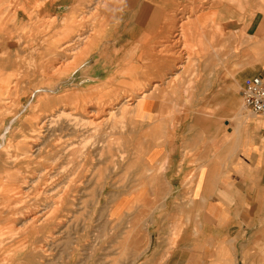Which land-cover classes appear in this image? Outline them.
<instances>
[{
    "label": "rangeland",
    "instance_id": "374dc122",
    "mask_svg": "<svg viewBox=\"0 0 264 264\" xmlns=\"http://www.w3.org/2000/svg\"><path fill=\"white\" fill-rule=\"evenodd\" d=\"M23 1L26 0H3V7L12 16L18 14L23 24L11 33L7 49L3 44L0 47V244L4 247L0 246V260L4 257L0 264H165L171 254L182 261L179 264H185V260L203 255L204 248L197 245H207L209 238L223 240V231L196 230L188 237L194 246L186 248V232L148 230L153 211L147 212L145 219L138 210L121 214V195L127 191L129 178L137 176L140 163L135 157L136 149L144 137L137 119L144 102L138 105L137 101L144 92L162 87H155L154 82L146 86L144 82L143 76L152 72L141 68L154 56L144 55L146 47L139 44L144 34L139 16L123 11L121 0L109 4L110 0H66L62 7L55 6L60 16L49 10L44 13L37 0L25 13ZM206 1L211 9L217 0ZM212 11L215 9L211 10L209 22L215 19ZM181 21L170 38L156 43L146 39V44L151 50L161 47L163 52L184 48L186 54L163 58L172 57L179 64L193 63L197 57L192 54L193 48L206 45L207 40L184 38L185 18ZM189 27L190 32L199 30V36H203L197 23ZM231 41L227 39V45ZM41 86L47 90L34 94ZM39 99L42 106L30 109L28 102ZM54 109L62 110L60 124L38 128L36 121ZM26 148L30 152L26 153ZM49 155L51 158H47ZM161 217L162 222L177 220L176 216ZM194 221L201 222V216ZM144 222L146 230L139 229ZM248 240L249 232L243 231L242 241ZM242 251L243 258H249L248 247L243 246ZM152 255L161 261L155 263Z\"/></svg>",
    "mask_w": 264,
    "mask_h": 264
},
{
    "label": "crops",
    "instance_id": "0c3cea01",
    "mask_svg": "<svg viewBox=\"0 0 264 264\" xmlns=\"http://www.w3.org/2000/svg\"><path fill=\"white\" fill-rule=\"evenodd\" d=\"M195 1L121 0L123 11L139 16L141 41L170 38L183 18L188 28L197 23L204 32L199 36V30H191L185 37L207 40L193 48V63L163 58L186 54L184 48L144 49V55L154 56L141 68L152 72L143 76L145 85L162 87L147 92L137 114L144 130L135 155L140 165L121 195V214L138 210L145 219L153 211L148 230L186 232L187 242L196 230L225 232L221 241L209 238L207 245H197L204 248L203 255L185 264H261L264 116L246 107L243 91L248 79L264 78V0H217L211 9L208 1ZM213 8L215 19L209 22ZM212 24L220 29L216 45L209 41L214 38ZM227 39L232 40L228 45ZM165 215L176 216V222H162ZM199 215L201 222L196 223ZM139 229L146 230V223ZM243 231L249 232L248 242L242 241ZM243 246L249 258H243ZM150 258L161 261L156 255ZM180 262L174 254L164 260Z\"/></svg>",
    "mask_w": 264,
    "mask_h": 264
},
{
    "label": "bare ground",
    "instance_id": "6f19581e",
    "mask_svg": "<svg viewBox=\"0 0 264 264\" xmlns=\"http://www.w3.org/2000/svg\"><path fill=\"white\" fill-rule=\"evenodd\" d=\"M10 1V0H9ZM37 1H39V5L42 7V10L44 11V13H45V11H53V13H57V15L56 16H60L59 15V12L57 11L56 12V8H55V6H61L62 7V4H65L66 3V0H37ZM77 1V0H76ZM76 1H75V3H76ZM80 2H81V0H79ZM78 1V2H79ZM96 1V0H95ZM94 1V2H95ZM98 1V0H97ZM193 1V0H192ZM197 1V0H196ZM195 1V2H196ZM8 2V1H7ZM31 2L33 3V0H26V1H23V7H21L22 9H23V11L26 13V11L28 12L30 9L29 8H33L32 6H31ZM99 2V1H98ZM113 2V0L111 1L110 0V2H108V4L109 3H112ZM202 2V1H201ZM201 2H199V3H201ZM213 2V1H212ZM231 2V1H230ZM72 3V2H71ZM92 3V2H91ZM198 3V4H199ZM77 4V3H76ZM80 4V3H79ZM97 4V3H96ZM124 4V3H123ZM204 4V3H203ZM207 4V3H206ZM223 4V3H222ZM243 4V3H242ZM115 5V4H114ZM5 6V5H4ZM11 6V5H10ZM31 6V7H30ZM70 6V5H69ZM209 6V5H208ZM207 5H206V7H208ZM244 6V5H243ZM74 7H76V6H73V9H75ZM90 7H91V5H90ZM240 7V6H239ZM39 8V7H38ZM193 8V7H192ZM47 9V10H46ZM90 9V8H89ZM88 9V10H89ZM242 9V8H241ZM19 10V9H18ZM84 10V9H83ZM85 11V10H84ZM18 12V11H17ZM73 12V11H72ZM75 12V11H74ZM81 12V11H80ZM201 12V11H200ZM71 13V12H70ZM68 14V13H67ZM18 15V14H17ZM17 15H14V16H12L11 14H10V11H9V9H7L6 8V6H5V8L3 7V0H0V47H2V44L4 45V47L3 48H5V49H7V45H8V39L9 38H11V33H13V31L14 30H16L17 31V29H18V26H19V24H23V21H22V23H20L21 21H19L18 20V17H16ZM25 15V14H24ZM74 15V14H73ZM81 15V14H80ZM85 15H86V13H85ZM88 15V14H87ZM194 15V14H193ZM188 16V15H187ZM80 17V16H79ZM57 18V17H56ZM65 18H67V17H65ZM72 18V17H71ZM70 18V19H71ZM167 18V17H166ZM78 19V18H77ZM80 19V18H79ZM182 19V18H181ZM20 20H23V19H20ZM56 20V19H55ZM74 20V19H73ZM83 20H84V18H83ZM172 20V19H171ZM232 20V19H231ZM28 21V20H27ZM53 21V20H52ZM78 21H81V20H78ZM174 21V20H173ZM235 21V20H234ZM233 21V22H234ZM57 22V21H56ZM62 22V21H61ZM182 22V21H181ZM25 23H26V21H25ZM50 24H51V22H50ZM171 24V23H170ZM233 24V23H232ZM26 24H24V26H25ZM70 25V24H69ZM172 25V24H171ZM219 25V24H218ZM225 25V24H224ZM227 25V24H226ZM225 25V26H226ZM65 26V25H64ZM64 26H63V28H64ZM26 27H28V26H26ZM62 27V26H61ZM73 27V26H72ZM60 28V27H59ZM66 28V27H65ZM74 28H76V27H74ZM227 28V27H226ZM71 29V28H70ZM59 30H61V29H59ZM68 30V29H67ZM53 31H55V29L53 30ZM58 31V30H57ZM187 31H189V28H188V26H187V24H185V26H184V30L182 31V33H184V34H186V32ZM61 32V31H60ZM68 32V31H67ZM71 32V31H70ZM69 32V33H70ZM219 32H220V29L219 28H217V26L215 25V24H212L211 25V33H213L212 34V36L214 37V38H216V36H217V34H219ZM58 34H59V32H57ZM204 33V32H203ZM56 34V33H55ZM60 35H63V34H60ZM183 35V34H182ZM66 36V35H65ZM82 36V35H81ZM62 37V36H61ZM64 38V37H63ZM181 38V37H180ZM184 38H185V35H184ZM19 39V38H18ZM83 39V38H82ZM81 39V40H82ZM101 40H102V38H100ZM217 39V38H216ZM231 39V38H230ZM14 40H16V39H14ZM77 40V39H76ZM218 40V39H217ZM217 40H215V41H212V42H210L212 45H216V43L218 42ZM43 41H45V40H43ZM42 41V42H43ZM103 41V40H102ZM176 41V40H175ZM67 42V41H66ZM76 42V41H75ZM78 42H80L79 40L77 41V43ZM91 42V41H90ZM148 41L147 40H142V42L141 43H139V44H141L142 45V47H146V49L147 48H151L150 47V44H146ZM81 43H82V41H81ZM102 43V42H101ZM105 43V42H104ZM103 43V44H104ZM175 43V42H174ZM64 44V43H63ZM66 44V43H65ZM102 44V45H103ZM182 44H184V43H182ZM59 45V44H58ZM62 45V44H61ZM73 45V44H72ZM81 45V44H80ZM84 45V44H83ZM18 46V45H17ZM60 46V45H59ZM64 46V45H63ZM75 46V45H74ZM79 46V45H78ZM95 46V45H94ZM98 46V45H97ZM9 47V46H8ZM61 47V46H60ZM71 47V46H70ZM80 47V46H79ZM141 47V48H142ZM68 48V47H67ZM99 48V47H98ZM63 49V48H62ZM65 49V48H64ZM30 51V50H29ZM28 51V52H29ZM60 51V50H59ZM67 52H68V50H67ZM66 52V53H67ZM72 52V51H71ZM151 53H153L152 51H150ZM159 52V51H158ZM62 53V52H61ZM59 54V53H58ZM196 54V53H195ZM49 55V54H48ZM55 55H57V54H55ZM59 55H61V56H59ZM58 56L59 57H63L62 56V54H59ZM67 55V54H66ZM69 55H70V53H69ZM65 56V55H64ZM72 56V55H71ZM87 56V55H86ZM85 56V57H86ZM38 57V56H37ZM48 57V56H47ZM51 57V56H50ZM54 57H56V56H54ZM68 58V57H67ZM194 58H197V57H194ZM210 58V57H209ZM121 59V58H120ZM139 59V58H138ZM216 59V58H215ZM132 60V59H131ZM152 62H153V60L152 59H150ZM12 61V60H11ZM67 61V60H66ZM151 61H150V63H151ZM17 62V61H16ZM47 62V61H46ZM188 62V61H187ZM221 62V61H220ZM3 63H4V61H3ZM147 63H149V61L147 62ZM116 64H117V62H116ZM59 65V64H58ZM90 65V64H89ZM119 65V64H118ZM128 65V64H127ZM126 65V66H127ZM135 65V64H134ZM6 66V65H5ZM91 66V65H90ZM129 66V65H128ZM136 66V65H135ZM37 67V66H36ZM58 67V66H57ZM117 67V66H116ZM137 67V66H136ZM135 67V70L137 69ZM7 68V67H6ZM53 68V67H52ZM82 68V67H81ZM122 68V67H121ZM80 69V68H79ZM111 70V69H110ZM113 70V69H112ZM118 70V69H117ZM116 70V71H117ZM126 70V69H125ZM50 71H52V69L50 70ZM15 72V71H14ZM20 72V71H19ZM59 72V70H56V71H54V73L55 74H57ZM68 72V71H67ZM70 72V71H69ZM73 72V71H72ZM77 72V71H76ZM115 72V71H114ZM129 72V71H128ZM136 72V71H135ZM47 73V72H46ZM133 73V72H132ZM75 74V73H74ZM111 74V73H110ZM126 74V73H125ZM138 74V73H137ZM19 75H20V73H19ZM67 75V74H66ZM65 75V76H66ZM70 76V75H69ZM123 76V75H122ZM129 76H130V74H129ZM141 76V75H140ZM50 77H52V75L50 76ZM87 77V76H86ZM69 78H72V77H69ZM11 79V78H10ZM30 79H32V78H30ZM48 79H49V76H48ZM67 79V78H66ZM31 81V80H30ZM40 81V80H39ZM59 81H60V79H59ZM64 82L66 81V80H63ZM89 81V80H88ZM58 83V81L56 82V84ZM61 83V82H60ZM59 83V84H60ZM104 83H106V82H104ZM55 84V83H54ZM103 84V83H102ZM134 85V84H133ZM155 85V84H154ZM159 85V84H158ZM47 86H49V85H47ZM105 86V85H104ZM108 86H109V84H108ZM160 86V85H159ZM32 87V86H31ZM34 87V86H33ZM32 87V88H33ZM42 87V86H41ZM51 87V86H50ZM60 87V86H59ZM128 87V86H127ZM102 88V87H101ZM7 89V88H6ZM118 89H120V88H118ZM45 90H47V88H45V87H42V88H38V89H36L35 90V92H34V94L36 93V92H41V94H42V91H45ZM52 91H54V89H51ZM100 90H102V89H99V91ZM113 90V89H112ZM123 90V89H122ZM94 91V90H93ZM5 92H6V90H5ZM28 92V91H27ZM102 92V91H101ZM148 92V91H147ZM131 93H133V92H131ZM34 94H32V95H34ZM102 95V94H101ZM113 95V94H112ZM134 95V94H133ZM23 96V95H22ZM35 96V95H34ZM64 96H65V94H64ZM66 96H67V94H66ZM116 96V95H115ZM114 96V97H115ZM121 96V95H120ZM146 96H147V93L146 92H144L142 95H140L139 96V98H138V101H137V104L138 103H140L142 100H144V98H146ZM70 97V96H69ZM118 97V96H117ZM6 98V97H5ZM71 98V97H70ZM70 98H68V101L70 100ZM38 99V98H37ZM129 99V98H128ZM33 100V99H32ZM35 100V99H34ZM116 101V100H115ZM125 101V100H124ZM10 102V101H9ZM34 102H36V101H34ZM117 102V101H116ZM130 102V101H129ZM29 103V106H30V109H32V110H34V109H36V108H38V107H41L42 106V101L39 99L36 103H32V101H30V102H28ZM119 103H121V102H119ZM136 104V106H138ZM141 104H143V102L141 103ZM135 106V107H136ZM22 107V106H21ZM135 107H134V109H135ZM116 108V107H115ZM138 108V107H137ZM4 109V108H3ZM2 109V110H3ZM122 109V108H121ZM133 109V110H134ZM26 110H28V109H26ZM25 110V111H26ZM99 110V109H98ZM118 110V109H117ZM1 111V110H0ZM13 111V110H12ZM21 111V110H20ZM62 110H58V109H54L53 110V112L51 113V114H49L46 118H41V120L40 121H36V123H37V126H39L38 128H44V127H46L47 125V127H49V129H50V127L51 126H53V125H59L60 124V121H61V119L63 118L62 117V112H61ZM64 112V111H63ZM8 113V112H7ZM14 113V112H13ZM46 113V112H45ZM49 113V112H48ZM91 113V112H90ZM89 113V114H90ZM108 113H109V111H108ZM136 113H137V111H136ZM12 115V114H11ZM66 115H67V112H66ZM91 115V114H90ZM68 116H69V113H68ZM72 116V115H71ZM95 116V115H94ZM17 117V116H16ZM67 117V116H66ZM14 118V117H13ZM68 118V117H67ZM7 120H9V119H7ZM12 120V119H11ZM63 120V119H62ZM68 120V119H67ZM73 120V119H72ZM9 122V121H8ZM67 123H68V121H66ZM5 123V125H6V122H4ZM11 123V122H10ZM48 123V124H47ZM63 123H65V122H63ZM70 123V122H69ZM104 123V122H103ZM70 125V124H69ZM72 125V124H71ZM8 126V125H7ZM11 126V125H10ZM9 127V126H8ZM61 127V126H60ZM63 128H64V126H62ZM12 128V127H11ZM58 128V127H57ZM4 129V128H3ZM61 130H63L62 128H60ZM7 130H8V128H7ZM7 130L5 131V132H7ZM10 130V129H9ZM43 130V129H42ZM54 131L55 130H57V129H53ZM59 130V129H58ZM57 130V131H58ZM14 131V130H13ZM45 131V130H44ZM48 131V130H47ZM53 132V131H52ZM10 133V132H9ZM11 133H12V131H11ZM35 134H36V132H34ZM41 133V132H40ZM42 133H44V132H42ZM42 133H41V135H42ZM47 133V132H46ZM2 134V133H1ZM1 134H0V136H1ZM6 134V133H5ZM12 135V134H11ZM40 135V134H39ZM50 135V134H49ZM48 135V136H49ZM39 139V138H38ZM35 140H37V139H35ZM38 141V140H37ZM39 142H41V141H39ZM49 142V141H48ZM38 144V143H37ZM42 145H43V143H42ZM47 145H48V143H47ZM50 145V144H49ZM48 145V146H49ZM53 145V144H52ZM48 146H46V148L48 147ZM3 147V146H2ZM1 147V145H0V149L2 148ZM22 147V146H21ZM45 146H43V148H44ZM52 147V146H51ZM23 148V147H22ZM42 148V149H43ZM53 148V147H52ZM27 149V148H26ZM28 150V149H27ZM27 150H25L26 151V153H28V152H30L29 150L27 151ZM22 152L24 151V150H21ZM35 151V150H34ZM51 151V150H50ZM6 152V151H5ZM47 152V151H46ZM45 152V153H46ZM55 152H57V151H55ZM10 153V152H9ZM35 153H36V151H35ZM42 153V152H41ZM40 153V154H41ZM45 153H43V154H45ZM53 153H54V151H53ZM60 153V152H59ZM22 154V153H21ZM30 154V153H29ZM9 155V154H8ZM24 155V154H23ZM51 155V154H50ZM50 155L47 157V158H51L50 157ZM55 155V154H54ZM54 155H51V156H54ZM57 155V154H56ZM22 156V155H21ZM74 156V155H73ZM60 157V156H59ZM55 158V157H54ZM12 160V159H11ZM33 160V159H32ZM31 160V161H32ZM55 160V159H54ZM17 161H19V160H17ZM16 161V162H17ZM20 161H22V160H20ZM30 161V160H29ZM1 162H3V161H1ZM13 163V162H12ZM12 163H10V164H12ZM37 164V163H36ZM9 165V164H8ZM10 166V165H9ZM42 166V165H41ZM116 166V165H115ZM17 167V166H16ZM37 169V168H36ZM44 170V169H43ZM40 171H42V170H40ZM59 171V170H58ZM48 173V172H47ZM59 173V172H58ZM16 175V174H15ZM44 175V174H43ZM40 177V176H39ZM68 179V178H67ZM70 179V178H69ZM17 180V179H16ZM19 180V179H18ZM51 180V179H50ZM48 182V181H47ZM65 182H66V180H65ZM16 183V182H15ZM63 183H64V181H63ZM88 184V183H87ZM60 185V184H59ZM57 187V186H56ZM64 187V186H63ZM24 190V189H23ZM44 190V189H43ZM42 191V190H41ZM39 193H40V191H39ZM62 193H63V191H62ZM20 195H22V194H20ZM68 198V197H67ZM70 199V198H69ZM24 203V202H23ZM17 204V203H16ZM72 205V204H71ZM21 206V205H20ZM74 206V205H73ZM18 207H19V205H18ZM22 207V206H21ZM20 208V207H19ZM46 208V207H45ZM14 209V208H13ZM21 209V208H20ZM12 211V210H11ZM15 211V210H14ZM13 212V211H12ZM11 212V213H12ZM9 213V212H8ZM10 214V213H9ZM8 215V214H7ZM10 215H12V214H10ZM10 218H11V216H9ZM12 217H14L13 215H12ZM1 218V217H0ZM34 218V217H33ZM7 220H9V218L7 219ZM1 221V220H0ZM14 222V221H13ZM107 222V221H106ZM10 223V222H9ZM8 224V223H7ZM13 225V224H12ZM38 225V224H37ZM107 225V224H106ZM26 226V225H25ZM24 228V227H23ZM13 230V229H12ZM11 230V231H12ZM7 231H8V229H7ZM9 232H10V230H9ZM14 232V231H13ZM13 232H11L10 234H12ZM8 233V232H7ZM2 234V233H1ZM9 234V233H8ZM8 234H7V236H8ZM9 234V235H10ZM28 234V233H27ZM35 234V233H34ZM2 237V236H1ZM13 237V236H12ZM150 237V236H149ZM1 239V238H0ZM58 239V238H57ZM3 240V239H2ZM7 241V240H6ZM150 241H151V239H150ZM223 242V241H222ZM229 242V241H228ZM231 242V241H230ZM1 244H2V242H1ZM1 244H0V246H1ZM5 244V243H4ZM222 244V243H221ZM5 246V245H4ZM25 246H26V244H25ZM28 246V245H27ZM2 247V246H1ZM147 247H149V245H147ZM2 248H4V247H2ZM27 248V247H26ZM226 248V247H225ZM20 250V249H19ZM25 250V249H24ZM6 251V250H5ZM4 252V251H3ZM36 252V251H35ZM40 252V251H39ZM230 252V251H229ZM9 253V252H8ZM26 253V252H25ZM34 253V252H33ZM29 254H31V253H28L27 255H28V257H31V256H29ZM49 254V253H48ZM11 256H12V254H10ZM32 255V254H31ZM4 256V255H3ZM26 256V255H25ZM226 256V255H225ZM2 257V256H1ZM0 257V258H1ZM28 257H27V260H29L28 259ZM227 258H228V256H226ZM4 258V257H3ZM2 258V259H3ZM24 258V257H23ZM2 259L0 260V261H2ZM5 260H7V259H5ZM11 260V258H9V260H7V262L8 261H10ZM23 260V259H22ZM247 262V261H246ZM1 263V262H0ZM5 263V262H4ZM11 263V262H10ZM47 263V262H46ZM50 264V263H49ZM220 264V263H219ZM250 264V263H249Z\"/></svg>",
    "mask_w": 264,
    "mask_h": 264
},
{
    "label": "built area",
    "instance_id": "2783aa9c",
    "mask_svg": "<svg viewBox=\"0 0 264 264\" xmlns=\"http://www.w3.org/2000/svg\"><path fill=\"white\" fill-rule=\"evenodd\" d=\"M244 103L254 114L264 116V78L253 77L246 81Z\"/></svg>",
    "mask_w": 264,
    "mask_h": 264
}]
</instances>
